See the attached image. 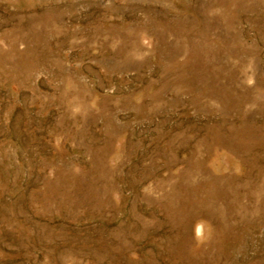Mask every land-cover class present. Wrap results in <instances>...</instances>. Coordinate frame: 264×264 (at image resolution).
<instances>
[{
    "label": "rangeland",
    "instance_id": "obj_1",
    "mask_svg": "<svg viewBox=\"0 0 264 264\" xmlns=\"http://www.w3.org/2000/svg\"><path fill=\"white\" fill-rule=\"evenodd\" d=\"M0 264H264V0H0Z\"/></svg>",
    "mask_w": 264,
    "mask_h": 264
},
{
    "label": "clouds",
    "instance_id": "obj_2",
    "mask_svg": "<svg viewBox=\"0 0 264 264\" xmlns=\"http://www.w3.org/2000/svg\"><path fill=\"white\" fill-rule=\"evenodd\" d=\"M196 234L198 237H200L202 235L201 226L197 227Z\"/></svg>",
    "mask_w": 264,
    "mask_h": 264
}]
</instances>
